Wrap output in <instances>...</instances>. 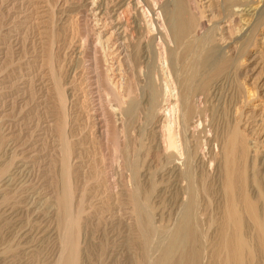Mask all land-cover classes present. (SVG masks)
<instances>
[{
    "label": "rangeland",
    "instance_id": "rangeland-1",
    "mask_svg": "<svg viewBox=\"0 0 264 264\" xmlns=\"http://www.w3.org/2000/svg\"><path fill=\"white\" fill-rule=\"evenodd\" d=\"M90 1L94 0H0V264H54L62 247L68 249L74 242L79 243V264H136L140 259L148 263L149 258L152 254L155 255L159 248L170 251L172 244L169 239H164L163 235H167V230L175 222L179 199L184 196L186 188L189 189L187 191L192 200L197 199L194 209L197 216L195 217L199 219L194 223L197 224L195 228L197 244L199 247L204 246L207 251L211 241L209 237L216 230V225L210 229L212 227L209 219L210 209L204 212L207 198L220 203L223 199L220 187H215L218 191L211 189L208 195L205 191H209L211 183L215 180L217 186L222 179L223 163H219V172H216L213 181L210 176L202 177L198 172L195 178L191 173V178L190 174L183 176L184 178L177 177L168 191L162 184H158L153 190L151 185L161 183L159 176L162 161L154 159L149 148L153 140L151 133L153 108L155 105L162 107L165 104L163 92L164 81L168 79L167 73L173 87L175 86V94L179 89L177 81L180 82L184 76L185 78L188 76L190 84H193L192 88L198 87L211 78L212 67L220 63L219 51L211 48L208 43L210 36L217 38V30L207 31L209 25L211 28L214 23H221L224 36L230 39L229 50L233 56L236 55L230 63L234 66V74L227 81L229 83L220 89L219 100L214 102L216 105L213 104L210 108L222 107L221 114L219 112L217 114L222 115L223 119L240 113L242 111L240 107H245L246 114L255 112L259 115V112L264 110V25L259 29L255 39L250 40L251 45L248 46V43L238 45L236 39L240 29L225 19L221 0H198L199 4L204 6L202 20L199 15L186 9L178 16L173 9L175 0L174 2L171 0L166 22L169 31L176 27L177 21H184L190 26L202 21L199 31L201 33L207 31L208 40L203 38L195 41L189 37V40L185 41L186 48H182L183 54L179 57L177 54L169 56L167 42L157 38L159 36L151 40L153 29L142 32V35L136 34L149 45L143 51L140 62L138 61L140 72L135 81L138 85L132 90L134 94L128 95L127 91H124L121 97H117L109 94L105 83L96 79V75L104 70L105 64H108L104 54H101L104 49L99 50L101 46L93 48L96 47V42L92 40L93 36L91 40L84 42L87 37L84 24L93 31V33L90 31L91 34L102 27L100 21L90 17L92 14L87 12V18L82 11L84 10L82 6L86 10L92 3ZM118 1L114 0L113 4ZM136 1V5H133L134 1L130 5L127 1H121L125 3L127 9H122L127 12L124 14L126 18L133 16L134 13L138 18V13L148 10L146 0ZM101 3L105 7L104 1ZM196 12L199 13L200 10ZM148 16L144 18L147 19ZM133 20L134 18L132 22ZM170 40L173 48V42L176 40L173 37ZM77 45L82 47L78 60L74 59ZM159 45L164 48H161L164 50L163 59L155 58L154 55V50ZM94 49L97 52H94ZM95 53H98L96 60L93 55ZM93 60L96 61L95 64ZM164 66H167V69ZM51 76L56 84L61 79L58 84L62 85V90L64 88L67 94L63 113ZM173 97L175 95L168 97L171 98V102L174 100ZM110 109L114 114L110 113ZM98 120L102 132L108 128L106 123L110 124L112 120L111 126L116 125L119 141L110 134L107 140L103 138L101 142L96 133L95 123L99 122ZM61 126L65 129V135ZM66 136L71 152L68 154L65 152L66 148H63ZM62 160L65 162L62 163ZM68 165L69 170L66 169ZM144 169L148 171L149 178L143 177ZM64 177L68 179L72 195V223H66L64 215L58 214L55 203L57 196L67 185ZM195 194L196 198L193 197ZM133 208L138 209L137 216L141 215L138 217L145 223V238L148 242L146 241L147 244L143 248L134 243L130 245L128 241L137 219ZM77 213L80 217H77ZM145 216L148 218H142ZM67 224L70 228L66 227ZM205 232H208L207 236ZM201 237L206 240H201ZM206 255L205 258L208 260Z\"/></svg>",
    "mask_w": 264,
    "mask_h": 264
},
{
    "label": "bare ground",
    "instance_id": "bare-ground-1",
    "mask_svg": "<svg viewBox=\"0 0 264 264\" xmlns=\"http://www.w3.org/2000/svg\"><path fill=\"white\" fill-rule=\"evenodd\" d=\"M100 1L101 2L104 1L103 5H105V7L102 6V3ZM113 1L112 0L111 1L110 0L90 1L92 3L88 5L89 7L88 6L86 7V10H85V7L82 6V9L84 8V10L82 11L84 12L85 15L88 12L92 14L90 17H94L96 21L98 22L100 21L102 23V24L100 23L102 27L99 28V30L97 31L95 30L96 32H94V34H91L90 31L92 33L93 31L89 30V27L87 26V24L86 25L84 24L85 32L87 33V37H85L84 42H87L88 39L91 40L93 36L92 40L93 42L94 41L96 42V47H93V46L92 47L97 49V46L99 47L101 46V49L99 50L104 49L101 54H104V57L107 59L108 64L104 65L105 67L104 70H102L101 73L96 75L97 77L96 79L97 80L99 79L100 82L102 81L103 83H105V85L109 89V92H110L109 94H112L117 97L118 96L121 97L124 94V91L125 92L127 91V94L130 95L131 93H133L132 92L133 88L138 85L135 82L140 72L138 61L140 58H142L143 51L146 48H148L149 45L146 43V41H144V39L142 40V38H140L136 34H141L144 31L146 32L150 29H153L151 40H154L156 36H159L157 38H159L160 40H165L167 42V43L165 42L167 44V47L166 45L165 47L170 52L169 56L170 54L172 55L177 54L176 56H179L180 54L181 55L183 54L181 53L182 48L183 49L186 48V45H185L186 39H188L189 37L193 38L195 41L200 40V39L203 40V38L207 39L206 35H207L208 29L211 32L212 30L213 32L214 30H217L216 32L217 38L215 36L214 37L210 36L209 40L208 39L207 40L211 48L214 47L215 49H217L221 56V59L219 60L220 63L214 68L212 67V70L210 69L211 70L210 79L205 81V83L203 84L201 82L202 85L198 87L193 86L192 88L193 84H190L188 76H186V78L184 76V78H182L180 82L177 81V83L179 84L178 85L179 89H177L175 94H174L175 86L173 87V83H171L170 81V76L166 72L168 79L166 78L167 80L164 81L165 84H164V92H163L165 93L164 94L165 104L162 107H160L159 105H155L153 108V115H152V122H151L153 124L152 132H151L153 140H152L151 148H149V150L152 151L154 159H159L162 161V169H160V176H159L161 183L152 182L154 183V185H151L152 186L151 188H153V190L156 188V186H158V184H162L163 185L162 187H164V189L168 191L170 188H172V184L176 181L177 177L179 176L183 177L187 174L188 175L190 174L189 176L191 178L193 175L195 177V175L198 172L200 173V176L202 177L203 176L212 177L213 178L212 181H213L215 180L214 178L216 177L215 176L216 172H219V163L221 162L223 163L222 179L220 180L217 186L215 185L216 183V180H215L214 183H211L212 187H210L209 191L207 192L205 191V193L208 195L211 189H214L215 191L216 188L220 187L219 189L221 190L220 191L222 195L221 199H223L222 202L220 203V201L217 202V200H212V199L210 200V198L208 197L207 198L208 202H207V205L204 211L206 213L208 212V209H210V214L208 213L210 216L209 217L210 222H211L210 224L212 225L210 229L213 228V225H216V230L214 231L212 236L209 237L211 238V241L209 242L207 251L203 248L204 246L203 247L201 246L202 248L198 246L197 244L198 239L196 238L197 234L195 231L197 230L195 229L197 227L196 226L197 224L194 225L195 220L199 221V219L196 218L197 217L196 214H194L195 201L197 199L192 200L191 195H189V192L187 191L189 189L186 188V190L184 189L185 191L184 196L181 195L182 198L179 199V205L177 206L178 211L175 214V219H174L175 222L172 224L171 228L167 230V235L166 236L163 235V238L169 239V241L172 244L170 251L169 250L168 252L163 251L162 250L163 248H159L158 252H156L155 255L152 254L151 258H149L150 260L148 263L145 262L143 259H140L136 264H264V110L262 112H259L260 113L259 115L255 112H252L251 110H250L252 112L251 114H248V113L246 114L245 112L246 109H244L245 107H240V109H242L241 112L239 111L240 113L238 114L235 113V110L233 109L235 114H233V116H229V117L227 116V118L223 119L221 117L222 115H220L222 111L221 110L222 107L219 106V107L210 108L212 107L213 104H215L214 103L215 101L219 100L220 89H222V87L225 86L227 81L230 80L229 78L232 76V74H234V70H235L233 69L234 66H232L230 63L235 59L236 55L233 56L232 51L229 50L231 45L228 43V40L230 41V39L224 36L223 28L220 27L221 23L216 22L213 25H211V28H210V25H209L210 23H209L208 24L209 26L207 25L208 26L207 31H204L203 33H201L199 31L200 30L199 28L202 26L201 24L202 21H198L199 19L196 20L198 22L193 23L192 26H190L188 23L185 24L184 21L178 22L176 20L177 21L176 27L172 26L174 29L170 32L168 26L166 25V22L168 20L167 10L171 8V6L169 5V2H171V0H146V6L148 10L147 11L142 10V13H138L139 20L135 13L133 14V16L126 18L124 14L127 13L126 12L127 9L124 6L125 3L121 2V1H127L128 4L130 5L134 1L135 4L133 5H136L137 3L136 0H121V1L119 0L116 4H113ZM173 4L175 5V6L172 5L174 6L173 8L174 12H176L178 16H181L182 12L186 9L190 13L199 15L201 17L200 20L203 19L204 6H202V4L200 5L198 0H175ZM221 4L225 10V19L229 23L231 22L237 25L238 26L237 29H240L238 33V37L236 39V42L238 43V45H242L246 43H248L247 44L248 46L251 45L249 44L250 40L252 41V38L255 39L257 34H259L258 33L259 29L261 28V26L264 25V0H221ZM124 8L126 10H122ZM129 9H128V12H129ZM196 10H200V12L198 13L196 12ZM146 15H149L147 18L148 20L144 18ZM212 15L214 14L212 13ZM133 18L134 20L132 22ZM144 19L147 21H145ZM136 21H139L140 23ZM96 25H99V24L96 23ZM172 37L173 39L176 40L175 43L173 42L174 44L173 48L171 44L172 42L170 40V38L172 39ZM209 44L207 45L209 46ZM84 45L86 44L84 43ZM245 47L246 46H244V49L246 50ZM161 48L162 47L159 45V47H156V50H154L155 58L157 57L159 59H163L162 55H164L163 54L164 50H161ZM194 48H195V45H194ZM81 50H82V47H79L77 45L74 50V56H76L74 59H77V60L79 59V55H81ZM195 51L197 52V50ZM94 52H97V51L95 50ZM193 53L195 54V52ZM96 54L98 53L93 54L95 57L94 60H96L97 58ZM190 54H191V51H190ZM186 61H185V64H186ZM95 62L96 61H94V64ZM163 62L166 63L165 61ZM165 68L167 69V66ZM53 73L51 75H53ZM64 73L62 72V74ZM52 77L53 76H51V80L54 79ZM52 81L54 82L55 80H52ZM59 81H61V79L57 81V84L55 82L54 83H55V89L57 90L56 94H57V98L59 101V105L62 108L61 113H63L62 110L65 107L67 94L64 91V88L62 90V85L60 86L58 84ZM191 83L196 84V82H193V81H191ZM173 94L175 95V97H173L174 100L171 102L170 101L171 98L169 99L168 97L174 96ZM201 96L203 97L198 98ZM200 99H202L203 101H201ZM81 107H83V104ZM109 111L110 113L114 114L113 110L110 109ZM218 112L220 114H217ZM95 124H96V131H97L96 133H98L97 137L100 140L103 138L104 140L105 139L107 140V138L111 134L113 135V138H116V140L119 141L117 139L118 130H117V127H115L116 125L114 127L111 126L112 120L110 121V124L106 123L108 124L107 126L108 128H106V130L103 132L101 131L102 127L100 126L101 125L100 121L96 122ZM64 125H65V122H64ZM62 126L61 128L64 129V127ZM63 131H64L63 132L64 134L65 129ZM61 134L62 133H60V135ZM62 143H63L62 144L63 146L64 142L62 141ZM67 143L69 142L66 136V142L63 148H66L65 152L68 154L71 152H70V146ZM64 155L66 156V154ZM66 157L70 158L69 155H67ZM68 158H66V161H68L67 160ZM64 162L65 160L62 163ZM66 163L64 164V166L66 165ZM68 168H69V165L66 169L69 170ZM145 169H144L145 174L143 173V177L149 178L150 175L148 171ZM191 173H193L192 176H191ZM65 180L67 181L68 179L65 178ZM194 187H196V185H194ZM216 191L218 190L216 189ZM71 196L72 195H70V185L68 184V181H67L66 187H64L63 191L60 192L59 196H57L56 201H55V203L57 204L58 214L64 215L66 223L67 222L72 223V214H73L72 203L73 202H72ZM194 196L196 198V194L193 195V197ZM136 203L137 202H135V204ZM81 207L82 206H80V208ZM136 208H133V213L135 217H137V219H135L136 220V223L134 222L135 227L132 230L130 234L131 236H129L130 239L128 238L129 239L128 241H130L129 242L130 245L131 243L132 245L134 243L136 246L139 245L143 248V246L147 244L146 243L147 239L145 238V223L143 220H141L138 217V216L141 217V215L137 216L138 209L136 210ZM172 209H173V206H172ZM78 214L79 213H77V217L79 216ZM146 217L148 218V216H145L142 218L146 219ZM78 219L80 220V218ZM62 222L64 223V220ZM202 222L204 221L202 220ZM67 225L68 226L66 227L70 228L69 224ZM66 230L64 232H66ZM71 230H72V227H71ZM198 230H200V228H198ZM210 232L211 231L209 230V233ZM69 233L70 232L68 231V235ZM207 233L205 232L206 236L208 235ZM156 234H157V231H156ZM72 238H73V235H72ZM203 238L201 237V240ZM61 239L63 240V238ZM70 240H72L71 237H70ZM203 240H206V239H203ZM77 244L74 242L73 244L70 245L68 249H65V248L63 249L64 247L63 246L60 253L59 254L57 253L58 255L56 257V263L54 264H79V261H78L79 243ZM152 251L153 249H151V253ZM205 255L207 256L208 260H206Z\"/></svg>",
    "mask_w": 264,
    "mask_h": 264
}]
</instances>
